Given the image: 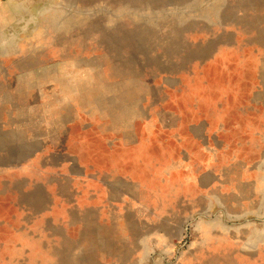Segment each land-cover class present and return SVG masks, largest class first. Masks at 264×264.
<instances>
[{
	"label": "rangeland",
	"instance_id": "rangeland-1",
	"mask_svg": "<svg viewBox=\"0 0 264 264\" xmlns=\"http://www.w3.org/2000/svg\"><path fill=\"white\" fill-rule=\"evenodd\" d=\"M0 264H264V0H0Z\"/></svg>",
	"mask_w": 264,
	"mask_h": 264
}]
</instances>
